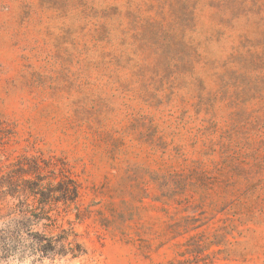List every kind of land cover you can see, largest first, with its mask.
<instances>
[{"label": "rangeland", "instance_id": "obj_1", "mask_svg": "<svg viewBox=\"0 0 264 264\" xmlns=\"http://www.w3.org/2000/svg\"><path fill=\"white\" fill-rule=\"evenodd\" d=\"M19 163L78 198L56 230L0 199V264H264V0H0Z\"/></svg>", "mask_w": 264, "mask_h": 264}, {"label": "trees", "instance_id": "obj_2", "mask_svg": "<svg viewBox=\"0 0 264 264\" xmlns=\"http://www.w3.org/2000/svg\"><path fill=\"white\" fill-rule=\"evenodd\" d=\"M13 166H9L10 168ZM60 172V179L54 177L51 181H46L47 177L39 173L38 164L30 165V169H25L24 164L19 163L17 168H11L5 175L0 176V199L5 202L6 209L12 214H18L24 219L31 222L43 223L44 227L53 230L61 228L58 226L60 212L59 206L69 207L74 204L78 198V185L67 174ZM54 174V173H53ZM15 200L16 203L6 201L7 198ZM10 203V204H9ZM55 211V212H54ZM54 212V214H51ZM65 229H61L62 238L67 240L70 235ZM43 246V242H48ZM67 242V241H66ZM39 252H47L51 240L44 237L40 241ZM42 248V249H41ZM66 252L73 257L76 254L84 252L80 244L74 241L67 242L63 245Z\"/></svg>", "mask_w": 264, "mask_h": 264}, {"label": "clouds", "instance_id": "obj_3", "mask_svg": "<svg viewBox=\"0 0 264 264\" xmlns=\"http://www.w3.org/2000/svg\"><path fill=\"white\" fill-rule=\"evenodd\" d=\"M8 264H17V261H15L14 259L13 260H10L8 262ZM25 264H27V261H25ZM45 264H47V262L45 261Z\"/></svg>", "mask_w": 264, "mask_h": 264}]
</instances>
